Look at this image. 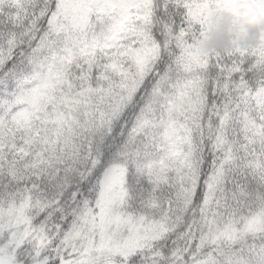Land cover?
<instances>
[{
  "label": "snow or ice",
  "instance_id": "6c2138e0",
  "mask_svg": "<svg viewBox=\"0 0 264 264\" xmlns=\"http://www.w3.org/2000/svg\"><path fill=\"white\" fill-rule=\"evenodd\" d=\"M264 0H0V264H264Z\"/></svg>",
  "mask_w": 264,
  "mask_h": 264
},
{
  "label": "trees",
  "instance_id": "16d2710c",
  "mask_svg": "<svg viewBox=\"0 0 264 264\" xmlns=\"http://www.w3.org/2000/svg\"><path fill=\"white\" fill-rule=\"evenodd\" d=\"M224 17H227L229 21L223 33L227 40L228 50L226 52H220L214 49L211 52H206L204 50V45L208 42L210 35L221 27ZM257 27L264 29V23L243 24L240 20L229 13L212 14L208 18L207 30L201 43L202 51L205 55H227L232 51L234 46H238L244 50H254L264 42V31H261L255 38L254 46L247 47L245 46V42L249 40L250 30Z\"/></svg>",
  "mask_w": 264,
  "mask_h": 264
},
{
  "label": "clouds",
  "instance_id": "9594fccd",
  "mask_svg": "<svg viewBox=\"0 0 264 264\" xmlns=\"http://www.w3.org/2000/svg\"><path fill=\"white\" fill-rule=\"evenodd\" d=\"M228 23V18L224 17L221 27L210 35L208 42L204 45V50L206 52H211L214 49L220 52H226L228 50L227 40L223 34ZM261 31H264V29L259 27L251 29L249 33V40L245 42V46H254L255 38L259 35Z\"/></svg>",
  "mask_w": 264,
  "mask_h": 264
}]
</instances>
